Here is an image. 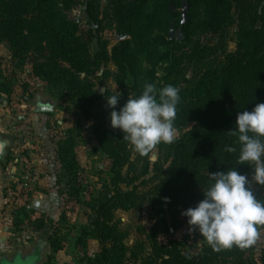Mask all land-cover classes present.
<instances>
[{
	"label": "trees",
	"instance_id": "1",
	"mask_svg": "<svg viewBox=\"0 0 264 264\" xmlns=\"http://www.w3.org/2000/svg\"><path fill=\"white\" fill-rule=\"evenodd\" d=\"M71 1L0 0V41L6 42L23 62L31 61L35 76L51 84H62L71 100L80 101L87 118L93 120L92 135L100 151L112 162L111 183L94 206V226L101 250L90 264H264V249L259 261L249 260L246 248L238 246L214 251L208 245L191 256L186 253L185 240H159L187 224L181 213L203 199V189L210 183L209 173L237 167L250 176L253 170L237 164L239 145L228 130L234 127L238 112L251 111L257 103L264 102V0H157L156 11L144 26L141 19L145 0H107L109 18L121 33L111 56L105 44L92 54L89 41L79 35L77 25L62 11L61 5L67 8ZM96 5L95 0L89 1V11ZM182 7H186L184 24L179 17ZM173 18L182 27L185 42L191 41L198 30L221 39L237 28L236 49L228 50L225 41L221 56L218 45L185 51L160 33L156 36L160 44H155L150 35L155 24L162 25ZM146 46L150 63L156 64L154 57L168 61L159 88L173 85L180 89L175 129H193L171 145L159 144L165 157L154 163L152 170L151 162L145 159L139 170L123 133L110 126L111 109L106 97L114 93H97L90 76L102 61L110 60L117 67L118 84L124 85L128 65L133 67L139 49L145 50ZM160 46L169 50L161 51ZM149 74L155 78V71ZM145 83L152 82L139 78L132 93H122L117 110L129 96H139ZM226 145L236 147L237 151L227 153ZM58 156L70 191L78 195L79 165L71 139L60 144ZM147 184H152L150 195L157 221L140 250L135 251L126 246L127 234L121 231L116 213L137 209L147 199L148 194L142 189ZM249 187L264 202V189L253 190L250 184ZM147 243L150 254L142 256Z\"/></svg>",
	"mask_w": 264,
	"mask_h": 264
},
{
	"label": "rangeland",
	"instance_id": "2",
	"mask_svg": "<svg viewBox=\"0 0 264 264\" xmlns=\"http://www.w3.org/2000/svg\"><path fill=\"white\" fill-rule=\"evenodd\" d=\"M89 1L72 0L69 7L61 5V8L77 25L79 35L89 41L93 55L105 44L111 56L112 49L120 42L121 33L109 18L111 11L107 0H95L96 8L91 11ZM156 5L157 0H145L142 26L148 24ZM185 10L186 7L179 9L181 24L186 22ZM176 18L162 25L154 23L155 28L150 35L156 40L155 44L160 33L167 40L176 41V47L185 51L218 45V56H221L225 41L228 50L236 49L237 28H233L227 38L221 39L198 30L191 41L185 42ZM147 48L149 46L145 50L139 49L133 67L128 65L124 85L118 84L115 64L110 60L102 61L100 68L90 76L94 90L101 95L107 91L132 93L136 80L142 77L157 88L161 87L160 79L166 75L168 61L157 60L153 56L156 64L150 63ZM159 49L169 50L165 46ZM150 71H155V78L149 74ZM188 76H191V71ZM37 96L50 100L54 110L38 112L35 105ZM92 124L93 120L88 119L81 109L80 101L71 100L62 84H51L35 76L31 61L23 62L12 53L6 42L0 41V138L5 142L0 167V217L3 224L11 229L8 245L19 244L11 253L0 254V260H11L3 264H24L25 261H31V264H90L100 252L101 244L94 226V206L101 192L111 183L112 162L100 151L92 135ZM191 129L193 126L176 130V140ZM68 139L73 142L79 165L78 195L70 191L68 177L58 156L60 144ZM132 154L139 170L145 159L151 162L152 170L153 164L164 156L158 145L148 155L142 156L133 148ZM152 174L145 179L148 180ZM251 174V188L263 190L264 186L251 180ZM151 188L152 184L142 186L148 195L137 209L116 213L121 231L127 234L125 244L131 250H140L146 234L157 221ZM188 229V224H182L180 229L172 230L159 240L162 243L169 239L185 240L186 253L196 255L209 244L198 232L189 234ZM257 230L259 235L255 243L245 250L251 261H259L264 249V226H257ZM149 254L147 243L142 256Z\"/></svg>",
	"mask_w": 264,
	"mask_h": 264
},
{
	"label": "clouds",
	"instance_id": "3",
	"mask_svg": "<svg viewBox=\"0 0 264 264\" xmlns=\"http://www.w3.org/2000/svg\"><path fill=\"white\" fill-rule=\"evenodd\" d=\"M179 93L173 85L158 89L155 84L145 83L142 93L129 96L119 110L116 106L121 94L107 96L110 126L119 129L123 139L142 156L161 143L171 145L176 142L174 121L181 101ZM228 134L237 138V164L253 169L251 180L264 186V102L251 111L238 112ZM4 146L5 142H0V154ZM225 151L235 153L237 148L226 145ZM209 181L203 199L181 213L187 218L189 234L198 232L214 251L253 245L259 235L257 226H264V202L250 189L249 176L235 167L209 173Z\"/></svg>",
	"mask_w": 264,
	"mask_h": 264
},
{
	"label": "crops",
	"instance_id": "4",
	"mask_svg": "<svg viewBox=\"0 0 264 264\" xmlns=\"http://www.w3.org/2000/svg\"><path fill=\"white\" fill-rule=\"evenodd\" d=\"M1 158L2 157L0 156V167H1ZM0 175H1V173H0ZM10 235H11V229L8 226H5L3 224V219H2V217H0V254L3 252L11 253L14 248H18L19 244H16V246H13V244L8 245L7 242H8V239L10 238ZM14 260H12V261H14ZM5 261L11 262V260H3L2 259V260H0V264H3Z\"/></svg>",
	"mask_w": 264,
	"mask_h": 264
},
{
	"label": "flooded vegetation",
	"instance_id": "5",
	"mask_svg": "<svg viewBox=\"0 0 264 264\" xmlns=\"http://www.w3.org/2000/svg\"><path fill=\"white\" fill-rule=\"evenodd\" d=\"M47 101L42 98L41 96H37L36 97V101H35V105H36V110L38 112H52L54 110H47L48 108H50L51 106L49 105V103H46ZM48 102H50V104L52 103L50 100H48ZM0 142H2L1 138H0Z\"/></svg>",
	"mask_w": 264,
	"mask_h": 264
},
{
	"label": "water",
	"instance_id": "6",
	"mask_svg": "<svg viewBox=\"0 0 264 264\" xmlns=\"http://www.w3.org/2000/svg\"><path fill=\"white\" fill-rule=\"evenodd\" d=\"M46 103H49V105L51 106V107L48 108L47 110H48V111H49V110H50V111L53 110L54 104H52V103L50 104V102H48V101H47ZM3 153H4V150H3ZM3 153H2V154H3ZM2 154H0V156H2Z\"/></svg>",
	"mask_w": 264,
	"mask_h": 264
}]
</instances>
